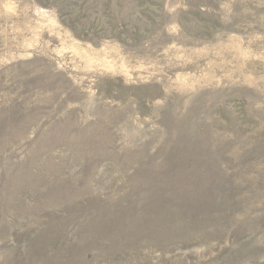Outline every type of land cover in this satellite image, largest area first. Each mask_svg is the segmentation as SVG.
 Instances as JSON below:
<instances>
[{
	"label": "rangeland",
	"instance_id": "obj_1",
	"mask_svg": "<svg viewBox=\"0 0 264 264\" xmlns=\"http://www.w3.org/2000/svg\"><path fill=\"white\" fill-rule=\"evenodd\" d=\"M0 264H264V0H0Z\"/></svg>",
	"mask_w": 264,
	"mask_h": 264
}]
</instances>
